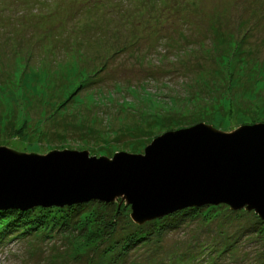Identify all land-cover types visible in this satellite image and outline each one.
<instances>
[{"label": "rangeland", "instance_id": "1", "mask_svg": "<svg viewBox=\"0 0 264 264\" xmlns=\"http://www.w3.org/2000/svg\"><path fill=\"white\" fill-rule=\"evenodd\" d=\"M197 122H264V0H0V146L111 157ZM95 200L0 209V264H264L253 210Z\"/></svg>", "mask_w": 264, "mask_h": 264}, {"label": "water", "instance_id": "2", "mask_svg": "<svg viewBox=\"0 0 264 264\" xmlns=\"http://www.w3.org/2000/svg\"><path fill=\"white\" fill-rule=\"evenodd\" d=\"M130 205L138 224L186 207L227 204L264 220V122L223 131L205 122L155 136L143 152H21L0 146V209L89 200Z\"/></svg>", "mask_w": 264, "mask_h": 264}, {"label": "trees", "instance_id": "3", "mask_svg": "<svg viewBox=\"0 0 264 264\" xmlns=\"http://www.w3.org/2000/svg\"><path fill=\"white\" fill-rule=\"evenodd\" d=\"M98 202V201H93V200H89V202L87 201L86 203H84V202H81V203H76L75 205V208H76V210H78L79 212H82L83 211V209H85V206L87 205V204H89V203H91V202ZM100 203V202H99ZM219 204H223V203H219ZM126 205V204H125ZM202 206V205H201ZM201 206H195V207H186V208H184V209H181V210H178V211H176V212H172L171 214H168L167 216H165V217H168V218H170V217H179L180 219H181V217H187L188 215H190V214H193L194 213V211L195 210H197V209H199ZM229 206V205H228ZM124 209L125 210H127L128 211V206H126V207H124ZM116 212V214L118 213L117 211H115ZM171 218V219H172ZM171 219L169 220L168 219V221L167 222H164V224L163 225H159L158 223H156L157 225H155V224H153V227L152 228H150V230L148 231V232H154V231H157V232H159V231H161V230H163V229H165V228H171L172 226H174L175 225V223L173 222V221H171ZM263 220V219H262ZM12 226H17V223H12V224H10L9 226H8V229L10 228V227H12ZM113 227H114V225L111 227V229H113ZM139 238H137V239H135V240H133V241H131V245L134 243V242H136L137 240H138ZM129 247H127V249H128ZM164 264V263H163ZM166 264H170V263H166ZM172 264V263H171Z\"/></svg>", "mask_w": 264, "mask_h": 264}, {"label": "bare ground", "instance_id": "4", "mask_svg": "<svg viewBox=\"0 0 264 264\" xmlns=\"http://www.w3.org/2000/svg\"><path fill=\"white\" fill-rule=\"evenodd\" d=\"M11 209V208H10ZM5 210V209H4Z\"/></svg>", "mask_w": 264, "mask_h": 264}]
</instances>
